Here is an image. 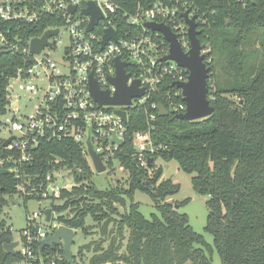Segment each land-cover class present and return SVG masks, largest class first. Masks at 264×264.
<instances>
[{"label": "trees", "instance_id": "trees-1", "mask_svg": "<svg viewBox=\"0 0 264 264\" xmlns=\"http://www.w3.org/2000/svg\"><path fill=\"white\" fill-rule=\"evenodd\" d=\"M111 1L132 12L141 1L148 6L175 0ZM178 1L187 2L203 16L197 39L211 69L207 96L212 115L186 121L176 119L170 111L168 117H159L149 108L151 103L166 109L167 99L182 103L180 92L169 80L144 108L130 109L128 133L114 156L127 173L126 188L116 184L97 189L82 146L70 140L40 143L30 166L23 167L26 174L37 178L52 169L66 168L75 182L83 184L63 191L61 206L53 205L52 199L50 208L55 213L66 211L57 218L58 223L84 235L90 232L88 217L100 226L103 239L94 246L89 264H213L214 251L219 264H264V0ZM53 26L50 19L37 26L20 22L6 26L12 32L9 36L17 37L18 47L0 51V114L8 101L9 79L25 62L28 40ZM152 112L155 120L148 122L146 116ZM139 130H150L151 142L161 147L149 155V167L139 166L134 156L132 137ZM158 159L176 162L180 170L191 175L193 190L207 197L204 230L212 236V245L192 229L185 214L175 209L186 201H168L179 186L162 179V168L155 164ZM106 166L109 169L112 161ZM17 184L0 167V214L10 199L29 200L15 197ZM136 191L146 194L154 205L155 213L148 218L133 201ZM108 226L112 227L109 232ZM106 237L109 243L103 249ZM12 242L11 227L0 219V264L22 260L17 250L14 255L4 250L3 246ZM34 249L38 254L39 245ZM41 254L44 264H76L72 256L71 261L64 258L61 246H45Z\"/></svg>", "mask_w": 264, "mask_h": 264}, {"label": "built area", "instance_id": "built-area-1", "mask_svg": "<svg viewBox=\"0 0 264 264\" xmlns=\"http://www.w3.org/2000/svg\"><path fill=\"white\" fill-rule=\"evenodd\" d=\"M89 2L98 9L101 19L91 31H86L91 17L83 15L82 11ZM184 12H187L188 18L195 17L197 30L199 25H203V16H198L187 2L178 0L170 4L154 2L148 6L141 1L132 12L111 0H0V51L18 47L17 37L9 36L12 32L6 27L11 23L37 26L50 19L56 26L45 29L43 33L57 30L54 36L48 38L49 46L43 47L39 54L29 53L30 41L34 38L28 40L23 52L25 62L15 70L7 86L8 101L4 113L10 112L12 115L3 123L10 135L5 139L0 138L4 152L0 154V167L18 181L15 197L38 202L51 201L60 199L63 191L70 192L83 186L82 183L77 186V182L70 188L57 184V178H73L66 168L52 169L39 178L25 173L23 167L30 166L33 152L42 142L70 140L81 145L92 171L94 169L87 153L88 140L104 165L108 161H115L114 156L128 133L129 110L144 108L165 81L173 84L187 81L186 69L173 61L161 60L168 55V43L162 34L145 27L146 23L167 26L176 36L182 51L187 52L190 44L188 25L181 16ZM109 28L114 31L115 40L109 39L102 45L105 31ZM61 30L66 33L68 44L55 59L53 55L61 50ZM201 54L205 55L204 49ZM116 58L126 63L124 70L129 75L127 85L137 80L138 88L144 92L141 97L132 98L128 107L99 105L89 92L88 76L92 74L101 91H107L110 96L114 94L115 87L109 79L115 76ZM178 91L182 98L181 91ZM14 92L25 93L38 100L33 113L19 115L17 95L15 99L12 98ZM178 95L176 93L174 96ZM167 104L169 109H165L169 113L171 111L177 115L185 111L183 101L176 103L167 99ZM158 105L151 103L149 108L158 114ZM117 111L125 112V121L116 114ZM146 119L148 122L154 121L153 112ZM8 139V145L3 147V142ZM113 139L120 140V145ZM132 142L134 156L141 167H146L149 155L161 148L151 142L150 130L136 131ZM48 208L29 216L27 227L19 232L15 250L22 260L17 264H44L40 243L53 235L61 225L51 208L49 221H46L44 211ZM41 217L45 220V227L36 223ZM36 245H39L38 254L34 249Z\"/></svg>", "mask_w": 264, "mask_h": 264}, {"label": "water", "instance_id": "water-1", "mask_svg": "<svg viewBox=\"0 0 264 264\" xmlns=\"http://www.w3.org/2000/svg\"><path fill=\"white\" fill-rule=\"evenodd\" d=\"M74 9H71L73 12ZM83 15L91 17V21L86 31H91L92 28L97 24L98 20L101 19V14L92 2L87 4V8L82 11ZM185 23L188 25V40L190 48L187 52H183L176 36L172 31L163 24L146 23L145 27L152 31L159 32L162 34L164 40L168 43V55L161 58L162 61H173L178 66L188 71L187 81L183 83H174L176 89L181 91L182 101L185 104V111L183 113L175 115L178 120L186 121H198L205 119L212 115L213 107L210 106L207 99V80L210 74V67L205 63V56L201 54L203 45L200 44L197 36L199 31L196 29L194 22L195 17L188 18L187 12L181 14ZM57 30H48L44 32L41 37L34 38L29 44L30 54H39L45 46H49L48 38L54 36ZM115 33L112 29H107L103 36L102 45H105L109 39L115 40ZM116 73L113 78H110L111 84L115 87V92L112 96L107 91H101L96 81L93 79L92 74H89V92L93 100L99 105H110V106H125L131 105L132 98H139L143 95V89L138 88L139 81L134 80L131 85H127L129 75L125 73L124 67L126 63H123L116 58L114 60ZM157 112L159 117H168L169 112L163 105H158ZM116 114L125 121V112L117 111ZM10 139L3 142V147H6ZM117 145H120L121 141L113 139ZM87 153L91 159L92 166L95 173L101 174L106 171V166L100 159V156L93 152L89 140L87 141ZM150 160H147V167H149ZM12 205H17L18 201L10 199ZM178 209V206H175ZM46 221H49L51 209L48 208L44 211ZM74 237V231L66 226L60 225L48 239H45L40 243V250L43 247H52L54 245H62L63 256L67 261H71L70 248ZM4 250L10 255L15 254L17 242L6 244L3 246Z\"/></svg>", "mask_w": 264, "mask_h": 264}, {"label": "rangeland", "instance_id": "rangeland-1", "mask_svg": "<svg viewBox=\"0 0 264 264\" xmlns=\"http://www.w3.org/2000/svg\"><path fill=\"white\" fill-rule=\"evenodd\" d=\"M60 38L61 41L59 43V48L61 50L59 51V54L56 53L53 55L55 59H57V56L62 54V49L68 44L67 35L63 30H61ZM13 95V99H15L17 95L16 99L18 100L19 115H29L33 113L35 107L39 103L36 98L25 93L14 92ZM11 115L12 114L10 112L0 114V138L2 139H5L10 135L8 129L3 126V123L9 119ZM155 164L157 167L162 168V179H170L174 184L179 186V191L175 195L171 196L168 201H186L185 204H183L181 207H178V212L185 214L192 229L196 233L201 234L209 245H212V236L204 230L207 218V208L205 205L207 197L201 196L193 190L190 182L191 175L180 170L176 162H165L161 159H158ZM126 179L127 173L119 166L118 162L113 161L112 166L109 169L106 166V171L104 173L98 174L93 171L92 182L99 190L106 189L107 187L114 186L116 184L126 188ZM57 184L60 187L67 186L70 188L76 183L74 179L69 176L64 180L57 178ZM79 184L80 183H78L77 186H79ZM17 201V205H12L10 203L4 206L0 214V219L4 220L7 226L11 227L14 241L18 240L19 232L27 227V218L33 213H40L43 209L48 208L51 203L49 200L41 202L28 200L25 203L22 200ZM133 201L134 203L138 204V211L145 218H148L150 214L155 213L154 205L146 194L136 191L134 193ZM63 202L64 201L61 199H55L52 203L55 206H61ZM119 209L122 211L121 208ZM55 214L58 218L59 216H64L66 211ZM36 223L40 227L46 226L45 220L42 217L38 218ZM86 225L89 227L90 231L88 234L84 235L80 232V230L74 231L70 254L75 260L76 264H89V260L95 254L94 246L103 239L101 237L102 233L100 226L93 222L90 217L86 219ZM111 228V226H108L107 232H109ZM108 243L109 238H104L102 248H107ZM85 245H89V248L82 250L81 247H84ZM60 246L62 247V245ZM80 249L81 252L79 253ZM212 262L213 264H219V258L215 251L212 255Z\"/></svg>", "mask_w": 264, "mask_h": 264}]
</instances>
